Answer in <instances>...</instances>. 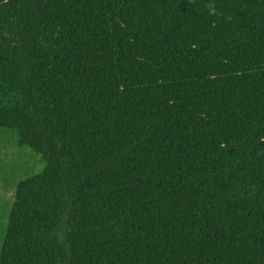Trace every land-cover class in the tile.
<instances>
[{
    "label": "trees",
    "instance_id": "obj_1",
    "mask_svg": "<svg viewBox=\"0 0 264 264\" xmlns=\"http://www.w3.org/2000/svg\"><path fill=\"white\" fill-rule=\"evenodd\" d=\"M15 12L0 61V183L13 191L0 264H264V0ZM13 152L40 169L9 164Z\"/></svg>",
    "mask_w": 264,
    "mask_h": 264
},
{
    "label": "rangeland",
    "instance_id": "obj_2",
    "mask_svg": "<svg viewBox=\"0 0 264 264\" xmlns=\"http://www.w3.org/2000/svg\"><path fill=\"white\" fill-rule=\"evenodd\" d=\"M58 16V15H57ZM57 16H52L48 14L46 16L47 21H51ZM60 19L56 18V22ZM62 21L65 23H70L67 28V38L73 42L76 40V36L79 34L77 30L76 18L73 17L69 12L65 13L62 17ZM16 34H17V25H16V12H15V0H0V61L7 62L8 56L16 49ZM6 161L9 164H17L20 168L23 169H34L38 171L40 165L38 163L39 158L32 159V156L27 153H8L6 155ZM33 161L36 164H33ZM35 167V168H34ZM27 172H22L24 177ZM13 191L5 192L2 189V184L0 183V201L12 200Z\"/></svg>",
    "mask_w": 264,
    "mask_h": 264
}]
</instances>
